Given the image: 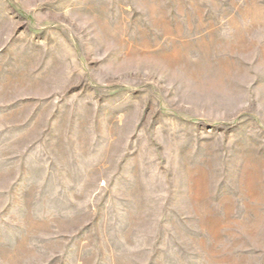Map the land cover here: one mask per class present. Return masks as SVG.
Here are the masks:
<instances>
[{
    "label": "rangeland",
    "instance_id": "obj_1",
    "mask_svg": "<svg viewBox=\"0 0 264 264\" xmlns=\"http://www.w3.org/2000/svg\"><path fill=\"white\" fill-rule=\"evenodd\" d=\"M0 264H264V0H0Z\"/></svg>",
    "mask_w": 264,
    "mask_h": 264
}]
</instances>
